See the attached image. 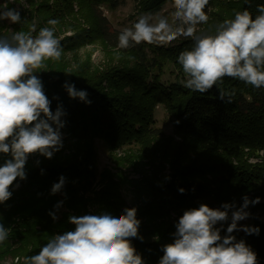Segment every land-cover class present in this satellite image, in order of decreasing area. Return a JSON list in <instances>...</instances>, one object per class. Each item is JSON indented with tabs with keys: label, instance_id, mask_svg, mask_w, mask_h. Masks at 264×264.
<instances>
[{
	"label": "trees",
	"instance_id": "16d2710c",
	"mask_svg": "<svg viewBox=\"0 0 264 264\" xmlns=\"http://www.w3.org/2000/svg\"><path fill=\"white\" fill-rule=\"evenodd\" d=\"M135 1L142 13H156L167 3L173 5V0ZM28 4L30 7L20 11L22 23L12 24V31H28L35 22L38 32L47 26L49 19H58V32L63 28L73 32L61 38L64 51L97 39L116 47L108 21L97 9L100 5L114 9L118 5L116 0H28ZM259 4H264V0H210L206 8L209 21L200 26L205 33H214L219 22L234 18L236 12L245 8L255 17ZM74 6L89 24L88 29L66 26V20L74 15ZM7 29L5 21L0 22V37L6 36ZM115 40L117 42V38ZM191 45V38L185 37L166 46L137 45L131 51L136 59L134 66L126 69L106 67L101 72H90L87 62L69 73L60 61H47V68L39 70L43 73L38 74L49 99L59 96L63 103L67 112L66 127L62 129L64 143L70 144L74 152L59 160L57 153L51 160L43 157L38 168L26 166L27 180L20 181L19 189H13L12 198L0 205V213H5L1 220L5 226L14 217L19 219L10 229L9 238H18L17 227L21 226L24 228L19 239L22 247L36 246L39 241L44 245L52 235L74 228L67 222V213H62L55 222L48 213L57 214L54 206L61 199L68 209L84 208L87 199L69 186L75 178L90 180L94 177V141L97 139L112 148L138 144L141 152L154 153L153 158L161 163L158 170L162 164L169 166L167 183L159 180L162 179L160 175L151 178L144 175L141 191L137 190L139 196L145 198L139 215L147 221L142 222L139 229L143 242L137 239L133 244L146 264H157L163 255L161 245L171 242L177 218L185 210L201 203L219 208L223 203L235 202L239 207L243 195L254 199L260 194L258 187L264 184V164H248L244 150L264 149V88L256 89L228 77L224 78L223 85L214 86L204 94L185 88L186 77L177 57ZM167 66L174 68L180 77L162 84L161 73ZM65 80L74 82L78 89H86L92 104L70 99L61 87ZM218 87L226 91L235 89L231 103L219 100ZM57 103L53 101V111ZM156 105H161L173 120L175 135L181 140L178 145L172 137H164L161 131L151 128ZM61 175L66 178V186L61 193L51 195V187ZM208 176L210 180H206ZM200 178L201 182L196 180ZM115 188L105 185L95 194V202L98 201L101 210H116L121 204ZM180 188L185 189L184 194L178 191ZM171 214H175L176 219L169 223ZM248 225L258 226L259 236H247L243 232L234 235L244 239L257 252L259 264H264V225L257 219ZM157 236L159 239L154 240ZM5 245L6 242L0 245V260L5 254H13Z\"/></svg>",
	"mask_w": 264,
	"mask_h": 264
},
{
	"label": "clouds",
	"instance_id": "9594fccd",
	"mask_svg": "<svg viewBox=\"0 0 264 264\" xmlns=\"http://www.w3.org/2000/svg\"><path fill=\"white\" fill-rule=\"evenodd\" d=\"M10 2L0 3V22L22 23L20 11L10 8ZM209 3L210 0H173L174 10L168 15L144 13L131 27L120 31L116 47L164 45L180 37L191 38V47L177 57L186 77L185 88L204 94L223 85L225 77L256 89L264 88V4L257 5L255 17L245 8L236 12L234 18L219 22L214 33L209 34L199 27L209 21ZM20 6L30 7L28 0ZM58 24V19H49L47 26L37 32L34 22L28 31H12L10 36L0 37V205L12 198L20 181L27 180L30 157L51 160L64 147L62 129L66 127L67 112L59 96L49 99L39 75L43 73L39 70L47 68V61L58 62L62 58L61 38L56 35ZM75 67L69 68V73ZM61 87L70 99L92 104L89 92L78 89L74 82L65 80ZM234 94V88L226 91L218 87L221 102L231 103ZM54 100L58 101L55 111ZM35 163L39 166L40 160ZM66 183L61 175L50 194L61 193ZM178 191L185 193L183 188ZM260 203V197L250 199L243 195L239 207L235 202L223 203L219 208L201 203L185 210L174 225L171 242L161 245L163 255L157 264H259L257 252L234 233L259 236L258 226L240 222L250 219L249 207ZM62 206L63 201H59L54 208L59 210ZM137 213L138 209L131 207L116 215L109 210L70 214L67 222L74 228L52 235L36 254L25 257V264H146L133 244L134 240L144 239ZM48 215L54 222L59 219L56 212ZM9 234L10 228L0 221V245Z\"/></svg>",
	"mask_w": 264,
	"mask_h": 264
},
{
	"label": "rangeland",
	"instance_id": "374dc122",
	"mask_svg": "<svg viewBox=\"0 0 264 264\" xmlns=\"http://www.w3.org/2000/svg\"><path fill=\"white\" fill-rule=\"evenodd\" d=\"M118 5L114 9H110L107 6L100 5L97 7L101 15L108 21L109 32L112 34V43L117 42L115 38L118 37L120 31L125 27H131L138 17L144 13L139 10L138 2L135 0H116ZM4 0H0L3 3ZM23 4V0H18L15 2L11 0L10 8H17L19 11L24 8L20 5ZM173 5L170 3L165 4L160 11L161 15H168L173 11ZM74 15H71L68 20H66V26L78 27L79 29H88L90 26L87 24L86 20L79 13L78 8L74 6ZM157 13V12H156ZM5 24L8 29L3 31L6 36L12 34V24L5 20ZM201 32H205L204 28L199 26ZM72 30L62 29V32L56 30V35L60 38L64 36L72 35ZM184 37H180L181 40ZM173 41L172 43H174ZM141 43L140 45H144ZM138 45V46H140ZM156 45V44H155ZM160 45V44H157ZM169 44H164V46ZM135 47V46H134ZM133 48V47H132ZM132 48L129 49H118L117 47L112 48L103 42L101 39H97L91 43H85L78 48L71 51H64L61 63L67 69L71 68L73 65L77 69L82 63H89L88 67L90 72L103 71L106 67H116L118 69H126L135 65L136 59L133 56ZM148 54L151 52L149 49L145 50ZM131 58V59H130ZM73 69V70H74ZM180 75L177 74L176 70L171 66H167L163 69L161 73V83H172L179 80ZM151 128L159 130L163 133L164 137H172L175 143L181 141L180 138L175 135L173 129V120L166 114L164 108L161 105H156L153 112V124ZM64 137V136H63ZM64 147L60 152L57 153V160L70 156L74 151L70 144L64 143ZM94 151H95V173L94 177L90 180L83 178H75L69 186L70 190L75 191L77 194L87 199L86 204L83 209H68L65 204L57 210L58 217H61L62 213H67L68 216L71 215H84L87 213H95L97 210H101L95 202V194L103 188L105 185L115 186V192L119 195L121 204L116 207V210H111L113 215L121 214L124 208L136 207L138 209L137 218L141 222H146V218L139 215L140 205L144 202V197H140L138 194V188L141 191L140 183L143 182L142 176L146 175L151 178L153 175H160L162 179H159L163 184L167 183L170 177V170L168 164H162L160 168V162L156 157L153 158L154 153L147 154L145 151L141 152L138 144L130 143L119 147L112 148L106 142L102 140L94 141ZM246 153L245 159L248 164L251 165H263L264 164V149H258L254 152H249L247 149L244 150ZM157 156V155H156ZM70 158V157H69ZM39 159L42 162L43 157L33 156L29 158L27 163L31 168H38L35 161ZM159 171V172H158ZM158 172V174H157ZM210 176L206 177V180H210ZM201 179V178H200ZM197 181H202L196 179ZM66 186V185H65ZM260 189V194L257 197L261 198V203L253 208H249L248 211L252 214L250 219L241 221V225H248L254 219H257L260 223L264 225V184H260L258 191ZM87 190V191H86ZM86 191V192H85ZM255 192H253L254 194ZM259 193V192H258ZM97 197V196H96ZM62 201V199L60 200ZM211 208H217L211 206ZM103 210V209H102ZM140 216V217H139ZM5 217V213H0V221ZM176 219L175 214L170 215L169 223ZM179 218H177L178 220ZM19 219L14 217L7 223L8 228L15 227V224ZM230 223V220L229 222ZM218 227L220 225H217ZM38 228V226H36ZM227 228V223L224 224V229ZM24 228L17 227L18 238H8L6 241V247L8 251H12L13 254H5L0 260V264H25V257L36 254L39 249L43 246L42 242L36 243V246L22 247V242L19 240L22 237ZM175 232V230H174Z\"/></svg>",
	"mask_w": 264,
	"mask_h": 264
}]
</instances>
